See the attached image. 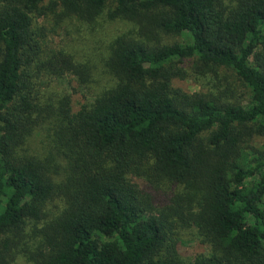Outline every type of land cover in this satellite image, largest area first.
Returning <instances> with one entry per match:
<instances>
[{
  "label": "trees",
  "instance_id": "obj_1",
  "mask_svg": "<svg viewBox=\"0 0 264 264\" xmlns=\"http://www.w3.org/2000/svg\"><path fill=\"white\" fill-rule=\"evenodd\" d=\"M43 17L129 29L80 54ZM21 257L264 264V0H0V264Z\"/></svg>",
  "mask_w": 264,
  "mask_h": 264
},
{
  "label": "rangeland",
  "instance_id": "obj_2",
  "mask_svg": "<svg viewBox=\"0 0 264 264\" xmlns=\"http://www.w3.org/2000/svg\"><path fill=\"white\" fill-rule=\"evenodd\" d=\"M39 25L43 26V30L46 34V40L50 43V46L57 48H65L67 50H75L80 54L83 52H89L94 45H99L101 40L107 39L108 36L114 35L118 31L129 29L125 23L120 21L103 22L96 31L87 30L86 28L71 27L66 29L65 25H55L50 19L41 18ZM55 25V26H54ZM167 41L169 43L180 42L182 37L180 36H168ZM192 61L187 60L183 65L190 68ZM189 70V69H188ZM175 86L183 88L188 92H197L204 89L201 83L193 77L181 79L176 78L174 80ZM54 85L59 89H63L72 94L74 105L77 107L84 99L91 98L92 90L80 85L73 75H67L64 78L55 80ZM185 243L182 244V248L187 257H193L199 253H207L208 247L203 243L200 238L188 237L184 238ZM15 264H29L24 257H21L15 262Z\"/></svg>",
  "mask_w": 264,
  "mask_h": 264
}]
</instances>
